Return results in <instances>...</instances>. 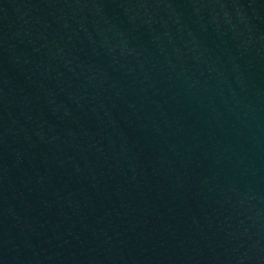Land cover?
Returning a JSON list of instances; mask_svg holds the SVG:
<instances>
[{"label": "water", "instance_id": "95a60500", "mask_svg": "<svg viewBox=\"0 0 264 264\" xmlns=\"http://www.w3.org/2000/svg\"><path fill=\"white\" fill-rule=\"evenodd\" d=\"M0 264H264V0H0Z\"/></svg>", "mask_w": 264, "mask_h": 264}]
</instances>
